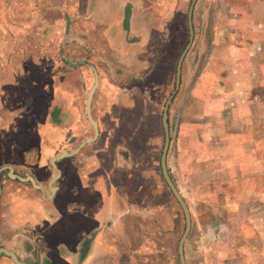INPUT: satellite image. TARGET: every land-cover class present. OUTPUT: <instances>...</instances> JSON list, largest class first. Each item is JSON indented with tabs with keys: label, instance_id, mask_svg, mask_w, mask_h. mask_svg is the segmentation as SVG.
<instances>
[{
	"label": "rangeland",
	"instance_id": "374dc122",
	"mask_svg": "<svg viewBox=\"0 0 264 264\" xmlns=\"http://www.w3.org/2000/svg\"><path fill=\"white\" fill-rule=\"evenodd\" d=\"M221 1L224 4L219 8ZM7 2L0 0V15L9 13ZM184 4V17L179 18L175 26V60L173 62L171 57L169 62L165 60V78L157 71L149 84L138 81L136 75L129 77V87L122 89V95L128 97H122L120 111L115 110L120 121L116 119L111 123L106 136L109 158L111 156L106 164L112 166L113 175H116L113 177L116 183L111 188L117 196L113 199V209H122V214L112 215L108 223L127 227L118 237L123 246L137 242L135 252L136 249L123 248L129 252L127 264H178L176 243L183 230V215L162 179L158 164L163 141L160 116L169 97L165 166L189 211L190 228L183 243L184 260L187 264H264L263 133L258 136L256 132L255 150L250 157L244 152L252 138L248 133L225 137L231 133L226 127L231 123L228 118L235 114L232 103L239 98L238 88L233 85L226 90V83L216 79L218 71L223 68L224 73H230L229 70L249 53L246 50L256 47L260 39L264 41V10L257 9L264 7V0H194L192 37L181 60L177 90L171 94L175 63L188 39L186 11L189 1ZM253 5H257L255 10H260L258 15H251ZM12 14L25 16L23 8L19 7L12 8ZM216 51L222 60L220 67L213 62ZM194 55L201 60V66L198 71L195 67L196 72H191L189 64ZM64 68L67 91L64 100L52 86L32 87L33 81L24 82L23 72L19 79L25 86L16 88L15 102L8 105L2 101L0 104L5 112V116L0 115L3 118L0 119L3 129L0 149L32 144V151L25 153L27 157L36 155L35 145L39 140L48 147L44 167L17 166L13 170L1 167L0 177L10 175V171L27 181L31 175H42L41 181L49 192L47 184L51 181L55 185L59 177L56 175L52 179L56 174L52 165L56 166L57 159L51 163L49 155L72 151L83 139L92 137L84 102L88 87L75 85L82 75L81 68L73 74L67 73L66 65ZM47 79L49 85L55 81L51 73ZM114 92L116 90L111 89V94ZM7 107H10L9 114ZM257 108L253 105L250 110L257 111ZM41 128L47 130V137L38 135ZM57 144L59 151L53 153ZM236 146L243 148L235 152ZM60 147H63L61 151ZM79 148L84 149L83 146ZM232 152L238 172L236 164L233 169L226 164ZM63 160L71 159L65 157ZM16 170L18 172H14Z\"/></svg>",
	"mask_w": 264,
	"mask_h": 264
},
{
	"label": "crops",
	"instance_id": "0c3cea01",
	"mask_svg": "<svg viewBox=\"0 0 264 264\" xmlns=\"http://www.w3.org/2000/svg\"><path fill=\"white\" fill-rule=\"evenodd\" d=\"M7 1L9 13L0 15V104L15 102L16 88L25 86L19 79L23 72L24 82H34L29 86H52L64 100V67L69 69L68 74L80 67L82 75L75 85L88 87L84 102L90 93L88 113L96 133L90 124L92 137L83 139L72 151L60 147L61 155L55 159L49 155L51 163L57 159L56 166H52L59 176L55 185L51 181L47 184L49 192L41 181L42 175H31L27 181L10 171V175L0 177V248L10 251L22 264H127L129 252L123 248L130 247L135 252L138 245L133 242L123 246L120 233L126 232L127 227L108 223L112 215H121L122 209H113L117 196L111 188L116 175L112 166L106 164L111 158L106 136L111 123L120 121L115 110L120 111L122 97H128L122 95V89L129 87V77L137 75L138 81L149 83L159 71L163 76L160 77L165 78V60H175V26L184 17V3L191 0ZM223 4L221 1L218 7ZM16 7L23 8L24 17L12 14ZM255 7L251 15H258L260 10ZM246 52L249 53L239 60V65L228 74L222 68L216 79L226 83V90L233 85L238 88L239 98L232 103L235 114L228 118L231 123L226 127L231 133L225 137L248 133L252 138L244 152L250 157L255 150L256 132L258 136L263 133L264 138V41L260 39L256 47ZM215 54L213 62L220 67L222 60L218 51ZM196 55L189 64L191 72L201 66ZM48 73L55 78L51 85ZM111 89L117 93L111 94ZM189 99L191 102L192 97ZM253 105L258 107L257 111L250 110ZM7 108L9 114L10 107ZM2 109L0 115L5 114ZM38 135L47 137V130L41 128ZM31 146L23 143L0 149V168L44 167L48 147L39 140L36 155L26 157ZM240 148L243 147L233 149L237 152ZM55 151H59L58 144L52 149ZM233 155L232 152L227 157L226 164L231 169L236 164L238 172ZM65 157L71 160L64 161ZM0 264L16 263L0 252Z\"/></svg>",
	"mask_w": 264,
	"mask_h": 264
},
{
	"label": "water",
	"instance_id": "95a60500",
	"mask_svg": "<svg viewBox=\"0 0 264 264\" xmlns=\"http://www.w3.org/2000/svg\"><path fill=\"white\" fill-rule=\"evenodd\" d=\"M193 2H194V0H191L188 7H187L186 25H187V31H188V39H187L183 49L181 50V52H180V54L176 60V63H175L174 85H173V91L171 94H173L177 90L181 60H182L187 48L189 47L191 37H192L191 9L193 6ZM89 97H90V93L88 94V96L85 100V114H86L87 119L89 120L90 124L93 127L94 135H95V133H96L95 124H94L93 120L89 117V113H88ZM168 101H169V97L166 99V101L163 104L161 116H160V122H161V127H162V132H163V141H162V146H161V150H160V154H159V158H158V164H159V169H160V174L162 176V179H163L165 185L167 186V188L169 189L171 195L173 196V198L175 199V201L179 205L181 212H182V215H183V230H182V232H181V234L177 240V243H176V254H177L178 264H185L184 255H183V243H184V240L186 239L187 233H188L189 228H190V216H189L188 208H187L184 200L182 199L179 191L176 189L173 182L171 181V179H170V177L166 171V166H165V155H166V150H167V146H168V133H167V122H166V109H167ZM60 155L61 154L54 156L52 159H55V158L59 157ZM57 172L58 171L56 170V174L52 177V179H55ZM0 252L8 255L14 263L21 264L20 262L17 261L15 256L10 251H7V250L0 248Z\"/></svg>",
	"mask_w": 264,
	"mask_h": 264
}]
</instances>
